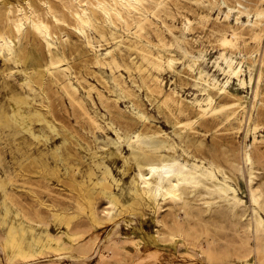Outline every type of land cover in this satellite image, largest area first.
I'll return each instance as SVG.
<instances>
[{
  "label": "rangeland",
  "instance_id": "obj_1",
  "mask_svg": "<svg viewBox=\"0 0 264 264\" xmlns=\"http://www.w3.org/2000/svg\"><path fill=\"white\" fill-rule=\"evenodd\" d=\"M93 1L0 0V33L12 49L0 51V264H264V204L252 199H264V0H167L159 10L148 0L151 25L140 36L87 6ZM80 7L93 18L94 49L76 28ZM23 15L47 22L51 36L29 21L13 32ZM220 32L236 34L234 49L218 45ZM157 56L173 67L154 68ZM226 60L241 67L244 84L227 80ZM150 75L196 120L192 130L177 127V108L149 96ZM213 82L226 93L209 89ZM206 93L239 97L243 109L199 117ZM137 132L156 143L133 142ZM159 154L212 169L225 198L189 189L184 201L148 200L137 162Z\"/></svg>",
  "mask_w": 264,
  "mask_h": 264
},
{
  "label": "bare ground",
  "instance_id": "obj_2",
  "mask_svg": "<svg viewBox=\"0 0 264 264\" xmlns=\"http://www.w3.org/2000/svg\"><path fill=\"white\" fill-rule=\"evenodd\" d=\"M147 1L148 0H94L92 3H87V6H91L96 11L103 14V16L108 21L120 22L124 24L125 27L133 29L132 34L134 36H140L146 32V27L151 25L150 18L147 14H144V12H147L144 5ZM150 1L154 2V9L156 10L165 7L167 4V0ZM149 12L152 15L155 14L152 10ZM261 14L262 13L259 12L257 16L260 17ZM72 15L76 22L77 30L86 36L88 46L91 49H94L87 35V30L94 27V21L90 11L87 8L80 7ZM24 21H29L34 30L44 39L47 40V37L51 36V31L47 22L39 18L34 19L31 17H26L25 15H23L21 19L17 20L13 25V32L20 33ZM216 42L223 50L234 49L237 45V36L234 32H220L216 37ZM4 50H6L8 53H11V41L7 35L0 33L1 53H3ZM225 62L227 67V80L230 78H236L237 80L241 81L242 84H244L245 81L241 77V67L233 65L231 60H226ZM51 64H56L55 68H61L63 71L66 70V67L60 65V61L52 62ZM150 64L157 70L166 67L171 69L173 67L174 61L172 58L157 56L151 60ZM260 80L261 75L259 74L258 84ZM144 85L150 97L162 98L161 105L168 112H171L172 109L177 108L178 116H176L175 123L180 130L183 132L186 130H192L196 120L190 118L180 110L179 104L177 100L174 99V97L170 95H162L163 89L161 79L159 77L154 75L148 76L147 80L144 81ZM207 87L209 89L220 90V93H226L225 86H219L215 82L207 83ZM255 96H257V92H255ZM238 109H243L242 102L239 97L238 99H230L228 101H216L213 95L206 93L205 105L203 107L199 106V117L222 115L229 119L236 116ZM95 126L98 129L101 128L98 124H95ZM258 127V123H253V131L258 129ZM146 137H148L146 134L137 132L132 136V141H138L139 143H142ZM148 138L151 144L156 143L152 136ZM255 140L256 139L254 138V141ZM242 157L245 162L252 164L251 155L247 149L244 150ZM137 171L139 184L143 188V194L148 198V200L153 202L158 203V200L165 201L166 199H169L173 202L184 201L186 198V192L189 189L196 192L205 193L210 200L215 198L224 199L225 195L227 194L226 188L217 181L212 169L205 168L203 166L197 165L196 163L187 165L177 158H172L164 154L156 155L153 158L143 157L137 162ZM252 199L253 202L258 206L264 204V199L256 194H252ZM228 202H230V206L234 212H237L242 206L241 202L234 196L228 198ZM160 208L161 206H159V209ZM104 217L106 220H111L113 218L111 209L105 211ZM253 218L256 225L260 227L262 225V220L256 211H253ZM125 220L126 219L124 217L122 222H125ZM117 225L119 226L118 223L116 226ZM166 235L168 236L169 240L176 239L174 235L166 234L163 231L157 232L158 238H163ZM25 257L26 256H24V258ZM186 257L193 259V256L190 254L186 255Z\"/></svg>",
  "mask_w": 264,
  "mask_h": 264
}]
</instances>
